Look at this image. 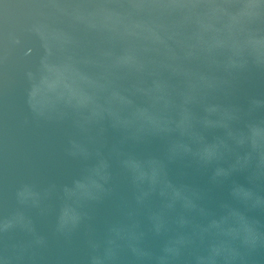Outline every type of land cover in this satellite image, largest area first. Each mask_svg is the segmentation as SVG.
Instances as JSON below:
<instances>
[{"label":"water","instance_id":"water-1","mask_svg":"<svg viewBox=\"0 0 264 264\" xmlns=\"http://www.w3.org/2000/svg\"><path fill=\"white\" fill-rule=\"evenodd\" d=\"M168 2L0 0V264H264V167L251 147V138L264 141V107L253 105L264 102V23L251 29L256 45L247 44L248 34L233 40L226 32L204 33L201 43L195 28L181 29L178 17H161L159 9L149 7ZM137 23H163L169 31L162 35L174 38L159 54L145 53L149 33L133 27ZM38 27L50 37L51 62L61 66L50 76L42 65L47 53ZM214 39L228 47L210 50ZM233 43L243 52H233ZM127 55H139L149 72L168 66L201 89L200 77H207L220 89L210 102L239 110L230 111L237 122L223 112L212 117L218 124L231 123L236 137L207 134L209 144L221 135L233 149H221L220 161L205 165L184 157L183 145L194 151L204 145L195 136L172 138L176 159L168 163V174L181 190L179 198L163 183L155 192L147 184L134 186L121 166L122 152L167 163L165 139L122 143L123 134L100 122L93 109L68 105H87L89 94L97 92L79 72L109 90L100 93L104 108L111 91L145 87L144 77L115 68ZM233 62L247 67L230 68ZM109 103L124 101L114 96ZM181 107L179 96L171 112L158 105L173 127L181 120ZM252 124L260 128L250 131ZM239 139L245 141L243 149L237 147ZM249 154L253 162L246 166L243 158ZM101 159L110 165L108 183L101 179L107 174ZM233 167L245 171L233 172ZM220 169L231 175L213 179ZM96 183L108 191L101 192ZM240 185L251 198L245 199L243 190L232 195ZM6 224L11 225L7 231ZM213 248L221 250L219 257Z\"/></svg>","mask_w":264,"mask_h":264},{"label":"clouds","instance_id":"clouds-1","mask_svg":"<svg viewBox=\"0 0 264 264\" xmlns=\"http://www.w3.org/2000/svg\"><path fill=\"white\" fill-rule=\"evenodd\" d=\"M132 7H138L133 5ZM151 8L159 9L161 17H178L177 26L181 29L195 28V38L199 39L201 43H205L203 39L204 33H227L228 36L235 40L238 34H248V45H256L259 43L257 39L251 37V29L255 25L264 23V2L262 0H184L182 3H177L176 0H170L168 3H159L149 5ZM76 19H80L79 15ZM221 25V27H218ZM95 27V25H92ZM133 27L137 29L146 30L149 35L146 39L150 43V47L142 49L143 52L160 53L161 48L167 47V41L172 40L173 36H165L162 33L169 31L168 26L163 23H153L150 26L140 23L134 24ZM258 34V29L256 30ZM36 34L43 41V46L47 55L42 60V65L49 76L54 69L61 66L51 62L53 56L52 45L50 44V37L45 29L38 27L35 29ZM131 34V33H130ZM57 37L53 36L52 39ZM228 47L223 40L214 39V43L210 50L223 51ZM231 50L236 53L243 52V46L233 43ZM193 58L189 56L191 61ZM246 64L231 63L230 68L244 70ZM115 68L129 73L130 75H139L145 78V87H137L134 91L115 90L111 91L106 103L108 108H104L101 104L103 97L100 93L108 92L109 90L103 86L96 84V81L91 75L79 74L84 81L93 88H97L95 94H89L90 102L87 105H80L78 103H68L69 106H74L77 109H93L94 115L98 117L99 121L106 123L112 129L117 130L123 134L122 143L132 141L141 143L152 137H159L165 139L169 143V155L167 156V163L165 160L156 157L139 158L133 154L122 152L121 166L130 175L134 186L139 187L142 184H147L155 192L160 184H166L177 198L181 196V190L173 185L168 174V163L175 162V142L172 138L179 134L181 137H197L199 143L204 147L199 151H194L193 148L183 145L184 157H191L198 162H203L205 165H210L214 160L220 161L223 159V152L221 149L233 152L226 139L221 135L213 136V142L209 144V132H227L229 139H236L232 131H230L231 123H216L212 117L223 112L230 122H237L239 117L231 115L230 111H239L225 107L220 103H211L210 100L219 93L214 83L209 82L207 77H200V84L203 85L201 89L199 85L194 84L191 80L187 82L182 80V73L170 70L168 66H162L160 72L147 71V63L140 58L139 55H127L120 58L115 63ZM46 76L44 80L47 78ZM151 81L147 84V81ZM186 87L187 91H182ZM128 91V94H125ZM203 91V95H201ZM119 96L123 104H110L112 97ZM143 96L144 103H138L136 97ZM182 99L181 113L182 117L175 127L172 126L173 120L170 118H162L158 105L163 103L164 109L171 112L176 107V97ZM255 108L264 107V102L253 101ZM146 113V118H141L138 114ZM202 126V129H201ZM250 131L254 128H260L259 124L249 125ZM106 131V129H105ZM237 147L243 149L245 141L243 139L237 140ZM251 147L253 152L258 154V166L264 167V141H254L251 138ZM238 161L241 159L237 157ZM246 166L251 165L253 156L251 154L243 158ZM130 162H134L135 167L130 166ZM101 166L106 175L101 179L108 183L111 179L108 169L110 165L107 159H101ZM233 172H244L245 168L233 167ZM221 173L225 177H229L231 173H227L222 169L217 170L213 174V179L220 176ZM101 192H107L103 185L96 183L94 185ZM243 190L248 193V198H251L252 192L245 191L244 186L240 185L232 193L233 196H238L237 191ZM161 196L165 193L161 192ZM224 207H228L225 205ZM195 208V206H194ZM243 217V216H242ZM258 223V222H256ZM11 227L10 224L5 225V230ZM214 257L221 255L219 248H213ZM163 259V257L161 258ZM95 261V258H93Z\"/></svg>","mask_w":264,"mask_h":264}]
</instances>
